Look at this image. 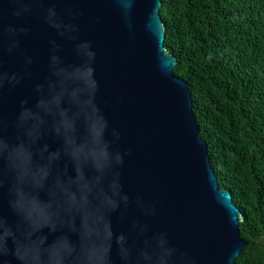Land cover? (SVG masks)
I'll return each mask as SVG.
<instances>
[{"label": "water", "instance_id": "1", "mask_svg": "<svg viewBox=\"0 0 264 264\" xmlns=\"http://www.w3.org/2000/svg\"><path fill=\"white\" fill-rule=\"evenodd\" d=\"M162 0H0V264H236Z\"/></svg>", "mask_w": 264, "mask_h": 264}, {"label": "trees", "instance_id": "2", "mask_svg": "<svg viewBox=\"0 0 264 264\" xmlns=\"http://www.w3.org/2000/svg\"><path fill=\"white\" fill-rule=\"evenodd\" d=\"M161 16L219 186L244 215L236 264H264V0H162Z\"/></svg>", "mask_w": 264, "mask_h": 264}]
</instances>
